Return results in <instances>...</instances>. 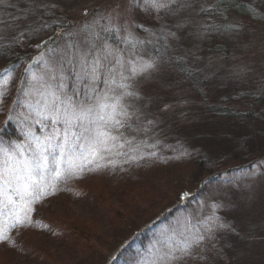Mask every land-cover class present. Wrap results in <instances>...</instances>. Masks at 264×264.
<instances>
[{
  "label": "snow or ice",
  "instance_id": "6c2138e0",
  "mask_svg": "<svg viewBox=\"0 0 264 264\" xmlns=\"http://www.w3.org/2000/svg\"><path fill=\"white\" fill-rule=\"evenodd\" d=\"M0 6L16 10L0 18V41H11L0 44V57L7 56L6 47H24L26 35L37 41L40 55L29 60L43 67L23 81L24 99L17 103L38 117L35 123L42 129H50L42 137L29 130L28 143L18 144L3 135L13 117L0 126V216L7 208L12 228L24 225L31 205L54 182L92 164L99 167L97 162L110 154L127 155L122 151L126 146L139 151L137 137L157 128L178 106L193 103V89L200 103L225 82L235 93L222 100L264 96V58L258 65L241 60L229 66L223 55L205 54L204 45L214 38L236 40L243 31L222 10V0H97L75 16L69 15L67 0H0ZM16 67L0 72V106ZM245 175L254 183L264 172L254 164ZM228 206L234 205L213 202L202 230L168 248L161 259L210 264L222 258L218 240L223 234L239 235L233 223L216 213ZM0 242H8L2 229Z\"/></svg>",
  "mask_w": 264,
  "mask_h": 264
},
{
  "label": "rangeland",
  "instance_id": "374dc122",
  "mask_svg": "<svg viewBox=\"0 0 264 264\" xmlns=\"http://www.w3.org/2000/svg\"><path fill=\"white\" fill-rule=\"evenodd\" d=\"M16 2L8 0L9 4ZM238 2H246L251 12L256 13V18L238 12L236 5L227 8L229 20L242 24L243 31L236 40L214 38L204 45L205 54L223 55L229 66L241 60H255L258 65L264 58V0ZM96 4L97 0H67L71 9L69 15L73 16L79 15L82 7L92 9ZM3 7L0 6V10ZM5 8H9L11 14L16 11ZM51 32L52 29L45 30L43 39H47ZM54 39L63 42V38ZM23 42L24 47L16 49L23 50L22 53L29 54V57L40 55L35 48L36 40L26 35ZM51 46L55 47L54 44ZM209 48L213 51L208 52ZM28 64L32 65L28 72L23 69L21 73V67L13 70L14 81L17 80L18 84L13 86L11 83L3 89L6 99L13 96L17 101L23 100L26 87L23 81L31 72L39 73L43 67L29 59L26 67ZM4 67L0 64V72ZM234 93L235 89L225 82L224 86L216 87L210 93L205 103H200V97L193 89V103L178 106L174 113L162 118L157 128L137 137L139 151L126 146L122 151L127 155L110 154L97 162L99 167L92 164L83 172L76 171L74 177L54 182V186L47 188L45 195L31 205L33 210L27 212L23 226L6 230L11 222L14 223L6 210L0 219V229L8 237V242H0V264H102L111 249L120 247L130 237L133 227L151 222L160 210L176 205L181 193L186 196L200 190L197 198L185 201V211L176 212L174 223L170 220L155 230L160 235L158 243L147 247L152 264H166L161 257L168 248L180 245L196 230H202L210 214V205L221 201H230L234 206L217 209V215L233 223L239 235L223 234V239L217 242V247L222 249V258L210 264H264V175L258 176L254 183L245 175L253 170L254 164L264 172V164L260 163L264 161V96L221 99L222 96H234ZM222 108L235 111L238 117L231 119L219 115L218 110ZM0 109L8 113L10 104L5 101ZM25 109L21 111L17 107L15 113L22 117L24 114L27 117L26 113L32 114L34 120L27 119L35 123L38 117L30 113L29 108ZM251 113L254 115L250 116ZM241 115L245 116L244 120ZM31 131L41 137L48 132ZM27 143L28 137L22 144ZM200 148L209 152V156L201 159L202 163L217 168L215 178L213 172L200 175L201 169L194 164V154L202 157ZM152 152L171 153L175 157L163 172H159L166 174L159 187L151 189V185L157 184L152 180L147 181L148 185L143 183L134 187L135 184L131 183L134 175L156 173L150 171L153 165L147 166L151 162L141 161L143 155ZM122 183L124 189L116 192L113 184ZM247 183H252V187L246 188ZM113 208L119 213L116 218L109 214ZM74 220H79L82 227L83 224L85 228L89 227L93 237L72 246L64 242L61 233L63 223ZM185 264L209 262L190 259Z\"/></svg>",
  "mask_w": 264,
  "mask_h": 264
},
{
  "label": "trees",
  "instance_id": "16d2710c",
  "mask_svg": "<svg viewBox=\"0 0 264 264\" xmlns=\"http://www.w3.org/2000/svg\"><path fill=\"white\" fill-rule=\"evenodd\" d=\"M235 5H236L235 9L238 10V12L252 16L251 15L252 12L250 8L247 6L246 2L239 3L238 0H222V10L230 8V7H235ZM7 9L9 8H5V7L1 8L0 18L8 19L9 16L12 15L10 11ZM55 27L56 26L53 25V28ZM32 40H35V39H32ZM9 43H11V41H8V40L0 41V44H4L5 46L8 45ZM5 51H7V56L0 57V64L5 65L3 70L5 68H10L13 64H15L17 65L16 68L21 67V73L24 72L23 69H25L26 67V61H28L29 59V54L27 53L23 54L22 53L23 50L16 49V47L14 51L8 50L6 47ZM16 53L19 54V58H17ZM16 81L12 83L13 86L15 84L16 85L18 84V81L17 82ZM12 97H9L8 99H6V103L10 104V111L8 113L7 112L4 113L5 110L0 109V126L4 125V122L7 120L9 115L13 117L12 121H10L7 124L5 131L3 133L4 138L6 140L15 141L18 144H22L23 142H26L27 140L26 133L29 130H35L36 133H39V132L44 133L49 130V128L42 129L41 127H39L40 126L39 124H35L33 121L34 119H33L32 114L26 113L27 118L30 117L33 120L26 119V117L24 116L25 114L23 115V117L18 116L19 114L15 113V110L17 107L21 108V111L22 110L26 111V109L24 106L17 103V97H15V99H13ZM218 112H219V115H223L231 119L235 118V116L238 117L235 111L229 108L219 109ZM253 115H254L253 113L250 114V116H253ZM244 118L245 116L241 115V120H244ZM155 153L152 152L148 155H143L141 161L144 162L145 160H147V163L151 162L152 164L150 163L147 166L151 167L153 165V168H151L150 171H156V173L154 174L152 173L153 175L152 174L149 175V172H147L145 174H140L138 176L134 175V180H132L131 182L135 184L134 187H137V185L139 186L140 184H143V183H146V185H148L147 181L152 180L154 181V183H157V184L151 185V189L157 188L159 187L160 181L166 176L165 173H159V172H163L165 168H167L170 165V162H173L174 160L173 157L175 156L174 155L172 156L171 153H167V154H164V153L155 154ZM199 153L202 154V157L200 155L197 156V154H194V158L196 159L194 161V164H196V166L201 169L200 175H208L213 172V175H215L213 178H215L218 175L217 168L213 166L212 164L210 165V163H206V164L202 163L203 160L201 159V158H206V156H209L208 154L209 152H204L200 148ZM148 160H152V161H148ZM158 167L164 168V169L160 170ZM123 185L125 184L122 183V184H117L115 186L113 184V189L115 187L116 192H118L117 190L124 189ZM200 191H195L192 194H188L186 196L183 194L184 192L181 193L176 205H174L171 208H165L163 210H160L155 215L156 217H153L154 219L151 220V222L145 223L144 225L141 224L140 226H137L135 228L133 227L130 230V234H131L130 237L126 239L120 247L118 246L117 248L111 249L107 254L106 260L102 264H152V262L150 261L151 257L149 258V252L147 250V247L151 243H153L154 246L158 243V239L160 235L157 231L156 233L155 230L160 225L165 224L170 220H171L170 222L174 223L173 219L175 217L176 212L179 210H184V209L186 210L187 204L185 203V201L197 198L199 196L198 193ZM121 193H117V194L119 195ZM113 209L110 210L109 214L112 215V217L116 218L118 217L119 213L115 209L114 210ZM6 210L8 209L5 208L4 213H6ZM3 216H0V219ZM80 223L81 222L79 220H74L73 222L68 221V222L63 223L62 225L63 233H61L62 234L61 238H63L65 243L69 242L73 246V245L79 244L81 241H87L93 237L91 229H89V227L85 228L84 224H83L84 227L80 226L82 225ZM9 228L10 226L7 227L6 230H8ZM14 230L15 229H13L12 232Z\"/></svg>",
  "mask_w": 264,
  "mask_h": 264
}]
</instances>
